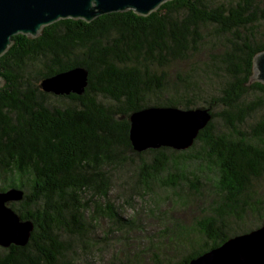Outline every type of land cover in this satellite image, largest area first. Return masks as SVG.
Returning a JSON list of instances; mask_svg holds the SVG:
<instances>
[{
	"label": "trees",
	"instance_id": "trees-1",
	"mask_svg": "<svg viewBox=\"0 0 264 264\" xmlns=\"http://www.w3.org/2000/svg\"><path fill=\"white\" fill-rule=\"evenodd\" d=\"M11 39L0 56V190H23L8 204L33 229L25 245L0 246V264H95L112 237L94 234L102 217L119 248L101 264H184L264 225V84L250 79L264 0H168L146 16L59 19ZM75 66L88 70L82 94L40 89ZM150 106L211 118L185 150L138 152L129 115ZM115 183L149 205L124 217ZM204 195L190 222L172 215ZM144 217L160 227L148 231Z\"/></svg>",
	"mask_w": 264,
	"mask_h": 264
},
{
	"label": "water",
	"instance_id": "water-1",
	"mask_svg": "<svg viewBox=\"0 0 264 264\" xmlns=\"http://www.w3.org/2000/svg\"><path fill=\"white\" fill-rule=\"evenodd\" d=\"M168 0H0V56L12 44L11 37L23 34L37 37L44 26L59 19H81L132 10L146 16ZM251 81L264 84V51L253 56ZM88 70L84 66L43 77L42 91L55 95L82 94L87 86ZM3 80L0 76V86ZM211 115L205 108L150 106L129 115L128 136L135 151L170 147L189 148ZM23 190L8 187L0 190V246L25 245L33 229L30 219H22L8 203L20 201ZM184 264H264V225L232 236L220 245Z\"/></svg>",
	"mask_w": 264,
	"mask_h": 264
},
{
	"label": "rangeland",
	"instance_id": "rangeland-1",
	"mask_svg": "<svg viewBox=\"0 0 264 264\" xmlns=\"http://www.w3.org/2000/svg\"><path fill=\"white\" fill-rule=\"evenodd\" d=\"M151 155H146V157H150ZM119 183H115V187L112 190L111 193V199L114 201V204H116L118 206V208L120 209L119 211L122 213V215L124 217H130L132 215H134L136 210L141 211L142 210V206H147L149 205L148 203V199L147 197H139L138 195H131V199L128 197V195L126 193H124L122 191V188H120V186L118 185ZM263 188H264V182L262 183ZM126 200L129 201V205L126 204ZM209 196L208 195H204L202 197L201 200H195V202L192 203L191 208L192 211L188 210L186 212H183L182 210L179 212H175L176 214H172L173 216H178L181 217L182 219H187V222H190L195 215L194 214H199L198 210L200 207L207 205V202H209ZM180 200H177V202L175 203V205H177V207L179 206ZM165 206H169V204H165ZM139 213V212H138ZM156 216V215H155ZM142 217V216H140ZM140 219V218H138ZM144 219V221H147V230L148 231H154L157 230L160 227V223L159 221L154 217V218H147L144 217L142 218ZM111 226H109V220L107 218H99L97 220V223L95 224V228L93 229V232L95 235H98L99 237L104 236L106 233H109L108 237L112 236L109 239V242L107 245H104L103 241L98 245L99 248H97V250L95 252H97L95 254V260L97 262H95V264H101V262H105V261H110L112 255L115 253V251L118 250L119 245H115V241H114V237H116V234H113V232L111 233L109 228Z\"/></svg>",
	"mask_w": 264,
	"mask_h": 264
}]
</instances>
